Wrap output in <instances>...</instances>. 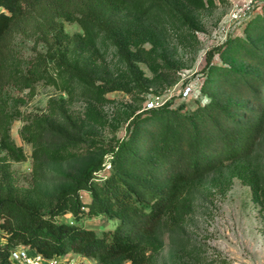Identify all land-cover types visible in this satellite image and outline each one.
<instances>
[{"label": "trees", "instance_id": "obj_1", "mask_svg": "<svg viewBox=\"0 0 264 264\" xmlns=\"http://www.w3.org/2000/svg\"><path fill=\"white\" fill-rule=\"evenodd\" d=\"M173 11L169 0H0V229L8 234L0 264H13L10 249L18 245L48 259L74 253L98 264H155L164 236L179 252L197 255L186 225L200 181L227 163L256 155L264 135V5L241 35L212 51L222 64L209 57L200 92L207 101L194 100L192 111L172 102L144 109L132 119L126 138L111 146L103 177L106 161L91 159L69 176L67 187L50 196L37 187L21 189L12 169L13 161H25L27 155L11 135L21 114L10 110L7 88L34 90L44 82L100 101L113 90L132 92L97 84L83 58L104 37L144 91L133 49L148 41L149 32L134 20ZM64 22L79 24L84 34H68ZM18 36L44 43L47 53L26 66L15 47ZM22 138L33 146L39 173L45 162L69 161L93 142L62 99L49 101L47 115L27 120ZM256 181L264 202L262 171ZM68 214L73 221L57 220ZM82 216H105L115 224L99 235L76 224Z\"/></svg>", "mask_w": 264, "mask_h": 264}, {"label": "rangeland", "instance_id": "obj_2", "mask_svg": "<svg viewBox=\"0 0 264 264\" xmlns=\"http://www.w3.org/2000/svg\"><path fill=\"white\" fill-rule=\"evenodd\" d=\"M169 1L174 9L172 13L134 20L149 32L148 41L141 48L133 49L144 91L136 87L118 50L104 37L85 52L83 58L93 67L97 84L131 87L132 92L113 90L100 101L84 96L81 91L73 95L44 82L38 83L34 90L7 88L10 110L21 114L12 124L11 135L27 155L25 161L12 162L21 189L37 187L53 196L69 185L71 174L99 157L107 164L99 175L103 177L110 167L111 146L116 140L126 138L132 119L143 112L151 94L165 93L176 106L183 105L184 109L192 111L195 101L181 100L180 91L188 83L202 81L209 72V57L213 64H222L218 53L212 51L229 37L241 35L242 25L229 19L232 0ZM64 25L70 35L84 34L77 23L64 22ZM15 47L26 66H30L39 54L47 53L46 45L34 38L18 36ZM61 99L93 142H87L69 161L45 162L43 172L39 173L32 158L33 146L22 138V131L27 120L49 113L50 100ZM260 171L264 175V135L256 155L246 161L227 163L200 181L194 210L186 225L187 237L197 255L190 257L179 252L164 236L155 264H264V202L256 181ZM83 198L87 200L85 193ZM57 220L71 222L74 219L68 214ZM76 224L100 235L110 233L115 223L105 216H82ZM68 256L74 264H98L74 253Z\"/></svg>", "mask_w": 264, "mask_h": 264}, {"label": "built area", "instance_id": "obj_3", "mask_svg": "<svg viewBox=\"0 0 264 264\" xmlns=\"http://www.w3.org/2000/svg\"><path fill=\"white\" fill-rule=\"evenodd\" d=\"M233 8L230 14V21L238 22L244 26L249 19L256 12L261 11L264 5V0H232ZM201 82L195 84L188 83L184 85L180 91V98L183 101L201 99L207 101L201 94ZM171 97L165 93L151 94L149 95L145 109L152 110L163 107L164 105L171 103ZM8 244V234L0 229V247H4ZM69 256L54 257L51 259L46 258L41 253L30 248L29 246L18 245L10 249V261L13 264H74V261L69 260Z\"/></svg>", "mask_w": 264, "mask_h": 264}]
</instances>
